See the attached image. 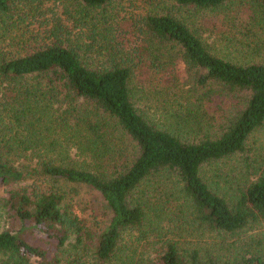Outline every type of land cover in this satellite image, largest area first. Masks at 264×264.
<instances>
[{
	"label": "trees",
	"instance_id": "trees-1",
	"mask_svg": "<svg viewBox=\"0 0 264 264\" xmlns=\"http://www.w3.org/2000/svg\"><path fill=\"white\" fill-rule=\"evenodd\" d=\"M115 1L0 0V187L31 182L3 200L19 226L0 232V264H264L244 240L264 221V164L230 191L204 178L264 130V0L233 5L244 63L169 13L126 39ZM139 85L162 92L156 112ZM79 188L111 212L105 230L75 211Z\"/></svg>",
	"mask_w": 264,
	"mask_h": 264
},
{
	"label": "rangeland",
	"instance_id": "rangeland-1",
	"mask_svg": "<svg viewBox=\"0 0 264 264\" xmlns=\"http://www.w3.org/2000/svg\"><path fill=\"white\" fill-rule=\"evenodd\" d=\"M238 3L236 0H230L228 6L223 9L190 10L178 7L173 0H116L108 10L114 14L112 21L115 22L116 27L127 32L128 36H125L126 39L128 38L132 41L135 39L132 33L134 27L146 15L169 13L182 19L193 31L200 34L212 52L225 58L233 59L235 62L244 63L249 61V58L237 51L236 45L234 48L231 46V44H235V42L231 43V37L234 35L239 39L247 17L246 12L242 14V10L238 11L239 8L233 6L235 4L238 6ZM228 48L231 49L229 50ZM180 72L182 75L184 74L183 67ZM155 87L139 85L137 89L139 94L143 95L144 99L147 100L148 106L153 108L154 112H156L154 108L156 102H152V99L157 100L162 95V92ZM153 111L150 113L152 114ZM153 118L158 119L154 116ZM263 164L264 130L252 136L248 143L247 154H240L233 158L207 165L204 169V173H206L204 178L211 187L221 191H230L235 188L237 183H244L252 169L259 168ZM30 184L31 182L0 187V232L19 226L18 222H15L8 214L3 200L10 197L12 192L21 191L29 187ZM71 187L64 189L70 190ZM79 190V196H72L75 199L73 202L75 203V211H82L81 215L87 220L90 227L95 230H105L111 219V212L107 209L106 204L96 191L88 188H79ZM244 235L246 242H260L262 247H264V221L247 230ZM195 236L198 240H201L202 235L196 233ZM26 237L31 243L48 248L40 234L36 232L29 233ZM217 238L219 241L222 240L221 237ZM127 239L131 240L130 237H127Z\"/></svg>",
	"mask_w": 264,
	"mask_h": 264
}]
</instances>
